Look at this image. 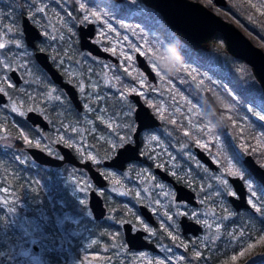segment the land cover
Wrapping results in <instances>:
<instances>
[{"label":"rangeland","instance_id":"rangeland-1","mask_svg":"<svg viewBox=\"0 0 264 264\" xmlns=\"http://www.w3.org/2000/svg\"><path fill=\"white\" fill-rule=\"evenodd\" d=\"M29 2L28 6L31 9L33 16L30 18L37 24L41 29L42 38L38 41V46L43 47V49L48 48V46L57 47L58 45L67 46V51L72 50V38L65 31H59V22L57 19L49 15L47 8H45V3L41 0H27ZM202 4L208 6L222 17L232 21L237 25L256 45L264 50V16H262L261 7L262 0H227V4L223 6H218L213 3L212 0H197ZM125 5L132 10V12L138 13L142 11L141 6L136 5L132 0H124ZM243 3V6H242ZM249 5L250 8L247 7ZM6 0H0V90L3 91L8 96V103L6 107L11 111H16L18 113L24 114L27 109H35L45 115L49 120L48 110L50 108L56 109L54 114L59 117L61 123H50L49 136L52 138L51 142H46L42 138H35L34 145L43 148L44 150L57 155V151L53 146V142L59 141L67 145L70 143L76 152L82 158H90L93 161H97L98 157L94 151L93 146L88 144L87 135L89 133H95L96 127L99 122L106 120L107 125H113L112 114H106L104 116L100 110H97V106L94 103H90L93 99L97 103L98 88L97 81H89L85 83L79 75L78 69L66 62L62 57L55 60L56 64L65 71L67 74L78 79V89L80 94L84 98L85 112L80 116L81 124L75 121H65L64 117L65 111L62 105L67 106L64 101L61 92L56 89L53 85L44 82V77L41 73H38L35 69V61L32 58V50L26 46L24 43L21 29L19 23H17V12L19 8L14 4L7 5ZM239 6V8L237 7ZM229 7V8H228ZM245 7V10H239ZM241 11V12H240ZM104 27H101L98 35L94 36V40L99 44L108 42L109 48L112 50H117L118 54L121 56L119 60V66L121 69H126L128 71L133 70L136 72L137 83L132 87L125 88L121 90L124 95L123 101L127 102V93L131 90H135L142 94L148 96V90H146V77L138 70V68L132 62L134 51H140L147 58L151 67L154 69L157 78L158 86H166V89H174L175 81L170 78L169 70L165 69L162 63L167 59V54L165 49L161 46L157 34L148 33L146 30L142 29L139 25H134L132 22L128 21H117L118 26H113L112 22L107 19L103 20ZM70 19L67 18L63 21L64 25H67V30L69 29ZM151 22L155 25L164 27L163 22L160 18H153ZM62 25V24H60ZM62 25V26H64ZM110 30L111 33H108ZM163 31L168 34V30L163 28ZM170 32V31H169ZM171 33V32H170ZM52 46V47H53ZM225 47L224 40L220 34L216 33L210 40L208 48L204 51L208 59L218 62L223 60L224 63L228 64V67L232 69L234 78L243 79L247 74V64L238 59H231L225 61V55L222 52ZM179 60V59H178ZM176 61V60H175ZM231 63V65H229ZM98 67L100 69L99 84L102 86H112L116 84V79L118 78L113 71L115 68H119L110 62L102 63L99 62ZM217 65V64H216ZM15 68L22 77V82L18 85H14L13 81L7 75L9 68ZM227 68L220 70V74L225 72ZM131 72V71H130ZM207 75V73L205 72ZM215 79V78H214ZM31 88L36 92L32 94ZM131 89V90H130ZM169 90H166L168 93ZM156 91V88L152 92ZM26 98H24V95ZM36 99L40 101V105L30 106V100ZM90 99V100H88ZM149 99V98H148ZM263 102L264 97L261 96ZM29 101V102H28ZM155 103L154 99H151ZM28 102V103H27ZM27 103V107H23L22 104ZM166 102L160 100L157 102L158 109L165 107ZM106 106V103L104 104ZM127 105V104H126ZM245 107L248 111V124L254 131L255 136L251 141L246 142L245 139L239 140L235 145V151L237 154L241 155L242 150L248 149L253 151L252 153L257 154L259 159V164L264 167V134L260 130H254V121H259L264 126V113L254 108L251 104L246 103ZM169 108V107H168ZM177 108V105H175ZM132 107H126L125 112L131 111ZM93 113V114H91ZM253 119H251V118ZM243 121V120H242ZM41 139V140H40ZM42 142L43 145H38L37 143ZM219 141V140H218ZM219 145V144H217ZM245 151V150H244ZM184 154L189 155V150L185 149ZM19 156L24 159L27 155L19 153ZM190 156H187V159ZM229 157L226 164L221 165L222 171L226 172L230 170L232 173L240 175L237 166L233 163V159ZM215 161H219L218 155L214 156ZM173 169L178 168V164L170 162ZM141 169V174L143 170ZM58 177L60 179V184L67 186L70 194L74 196L80 203L87 204V189L90 187L91 182L89 179L83 176L82 173L77 171H72L66 168L65 173L63 170H59ZM129 170L125 171L124 175L129 177ZM218 182L225 180L223 177L216 175ZM112 181L109 183L107 189V195L109 200L112 198L109 194L110 192L127 195V189L124 186V182L121 181L120 185L117 182V176L114 173H110ZM134 180V178H132ZM137 179L136 185V196L137 199H144L150 209L156 213L157 219L159 221L160 227L164 229L166 236L173 239L168 241H154L159 249V252H151L150 250L140 249L133 250L127 249L123 238L117 236L116 239L112 241H122V243L114 242L110 247L104 245L112 251L110 256H101L98 259L88 260L83 263L78 260L73 262L63 259L59 263L50 262L48 256L45 252L51 250L52 248L57 252H63L67 247L71 248L73 243L79 242L81 247H91L96 245L101 239L98 236H93L89 232L90 227H82L79 225L80 216L72 214L69 210L63 208V202L58 201V206L54 211V224L55 226L48 225V229L43 232V225L49 223V214L46 209L40 205L36 204L35 212L32 215L25 214L26 210L22 206L21 213L16 209V205L19 204V194L15 190H9L5 187L0 188L3 194H0V203L5 205L6 212L4 216L7 215L11 222L21 230L25 238L21 244H17L18 248L14 249L12 252L6 255V258L11 264H29V262H35L36 264H191V261L187 259L184 254V250L189 246L191 248V253L194 255L197 251V244L206 243L208 241H217L220 237V231L223 228V221L226 218H230L232 211L227 213H219L216 208L209 206L189 207L182 203H177L173 196V189L160 181L153 183L154 179L149 177V184L142 183L145 179ZM131 180V179H130ZM223 183V182H222ZM249 183V182H248ZM250 187V185H249ZM132 188L134 189V184L132 183ZM53 187L50 182L47 183L45 191L48 193L52 191ZM130 197V196H125ZM248 202L254 209L256 215L262 216L264 212V194H260L256 187L252 186L250 188L248 197ZM224 202H217L216 207H224ZM20 205H22L20 203ZM226 208V206H225ZM31 209V208H30ZM227 209V208H226ZM33 210V209H31ZM181 213L186 214L192 218L196 216L204 221L203 229L204 231L196 236V239H182L180 235L176 233L178 231L177 218ZM84 215H90L88 207L84 209ZM112 217L111 213H107L105 219L110 220ZM239 218V217H238ZM264 218V215H263ZM198 219V220H200ZM124 221V220H123ZM201 221V220H200ZM122 221L119 223L121 224ZM137 222L142 224L141 227L148 231V235H157L156 229L149 226L147 223L142 222L140 217H137ZM202 222V221H201ZM133 227H139L137 223L131 221ZM251 223V222H250ZM254 226V223H252ZM251 225L252 233L260 229V232L254 237H262L264 240V229L260 226L253 227ZM155 229V230H154ZM251 231H244L241 225H233L229 228L228 236L223 245L226 247H233L234 251L228 257V264H252V262L257 261L259 253L264 254V246L258 243L259 246H255L253 242L255 238H250L252 235ZM254 240V241H253ZM264 243V241H263ZM36 244L38 248L36 250L32 249V245ZM246 246L251 248L250 255L244 256L246 251ZM94 247V246H93ZM97 247H95L96 249ZM194 253V254H193ZM2 252L0 255H3ZM26 254V255H25ZM197 254V253H196ZM250 262V263H249ZM203 264V262L201 263Z\"/></svg>","mask_w":264,"mask_h":264},{"label":"flooded vegetation","instance_id":"flooded-vegetation-1","mask_svg":"<svg viewBox=\"0 0 264 264\" xmlns=\"http://www.w3.org/2000/svg\"><path fill=\"white\" fill-rule=\"evenodd\" d=\"M102 1L111 3L115 13L111 14L107 8H104L102 6L97 7L96 5H100L99 4L100 0H57L59 4L63 3L61 15L60 16L51 15L50 13L49 15H51L52 17L58 20L59 31L66 30L65 32H67L70 35L72 41L76 39L77 47L75 48V46L72 45L71 51H67V46L64 47L61 45H58L57 47H54L52 45L53 47L48 46V48L43 49V47L38 46V41L42 38V32H41V38L36 41V46L34 50L30 48L32 50V58L35 61L36 65H38V67H40V65L34 59L33 52L36 50H43L44 52L47 53L52 64L62 74L63 79L67 80L69 83L74 85L77 92V97L81 103L80 109H77L75 107L69 96L66 95L65 91L58 84L53 82L49 77V75L47 74V72L40 67L42 71H44L48 76L51 85H53L56 89H58L61 92L65 102H66L65 99H67L68 122L72 121L69 118V116L72 115L71 108L72 110L78 112L80 116L83 112H85V106L83 101L84 98L86 100V97H83L80 94V91L78 89V79L76 80V78L67 74L65 71H63L60 68L59 65L56 64L55 60L60 57H62L66 62H69L71 65L76 67V69H78L79 75L82 78V80H79L80 82L84 81L85 83H88L89 81H97L99 85L98 88L96 89L98 91V96H99V98L97 99V103L93 99L91 100L88 99V100H90V103H94V106L98 107L97 110H100V112L104 116H106V114H110V113L112 114L113 117L112 126L107 125L106 120L103 122L101 121L99 122V125L96 127L95 133H89L87 135V142L88 144H91V146H93L94 151L98 157L97 161H93L90 158H82L79 155V153L75 151L73 146L67 142V147L71 149L73 154L80 160H86V159L90 160L92 166L101 173L102 177L105 180L104 184L97 185L93 183L86 169H84L83 167L75 166L67 162V168H69L72 171H77L79 173H82L83 176L89 179V181L91 182L90 187H88L87 189V204H85L86 208L88 207L90 211L91 214L90 217L96 221L117 222L114 221L113 214L109 209H111L113 205H117L118 207L117 209L119 211L120 210L119 207L121 204L122 210H124L123 212L128 215V218L124 219V221H128L131 223V221L133 220L134 223L140 225L139 227H133L131 223L132 230L138 228L144 230L145 231L144 237L151 241H168L169 239L174 240V238H170L166 236L164 229L160 227L156 213L150 209V207L147 205L146 200L135 198L137 194L136 185H139V187L141 186L140 184L137 183L138 181L135 178L145 179L144 181H142V183L149 184V177L154 179L153 181H151L153 183H156V181H160L164 184L169 185L173 189V193L175 196V189L173 187V184L170 181L161 178V176L155 171V168H159L162 171H165L176 183H181L187 188L191 189L194 192L195 198L197 199V203L192 204L184 199L176 200L173 196L174 200L177 203H182L185 206L197 207V208L199 206H205L207 208L211 206L213 208H216V210H218L219 213H227L228 211H232V212L243 211V209L245 208L234 210L228 199L230 195H236L234 187L231 181L229 180V176H239L242 179L246 189V198L248 197L250 188L252 186L256 187L257 191L260 194H264V189L262 188L261 184L252 175V173L247 168V166L243 163V158L248 153L253 156L254 160L257 163H259L260 161L257 157V154L252 153L253 151L252 152L246 151V149H244L245 151L242 150L243 152H239L242 154L238 155L237 152L235 151V145L239 140L245 139L246 142H248L247 139L248 138L247 131L249 127L248 124L251 123H249V119L247 117L248 111L245 107V104L246 103L251 104L254 108H256L255 107L256 105L253 102H249L248 100H245L243 102L241 98L238 97L237 94L231 90L229 85V79L231 78V76L234 75L231 72L232 69L229 68L228 64L224 63L223 60L214 62L213 60L208 59L206 54H204L205 53L204 51L208 48V46L206 48L191 49L188 46H186L184 43L183 44L187 47L189 51H192L194 53L197 52L199 53L200 56L204 57L205 59L207 58L209 61L206 62L205 65H201L198 63L200 65L199 66L200 68H198L194 64L183 60L181 56H177L176 61L173 62L171 61L170 64H168L167 63L168 52L167 49L162 46L167 54V59L162 63V65L165 66V69L169 70V76L175 81V85H176L174 89L169 90L166 89V86L164 85L158 86L157 75L154 69L151 67L150 63L148 62L147 58L140 51H134L133 60H132L134 65L146 77V75L137 66L135 60V53L140 52L144 56L145 60L147 61L151 69L154 71L156 81L153 82L146 77L147 85L145 87L146 90H148L149 97H147L146 95L144 97L139 92L130 89L131 91L127 93V99H126L127 102H124L122 97L124 93L121 90L123 89V91L125 92V88L132 87L134 86V84L137 83L136 72L133 70H130L131 71L130 72L125 68L124 69L120 68L118 63L121 56L118 54L117 50H112L108 47L109 46L108 42L105 43L101 42V44H99L97 41L94 40V36L96 34L98 35L101 27L105 26V24H103V21L101 19L103 20L107 19L109 22L113 23V26H118L117 21H123V20L128 21L129 19H131L128 22L134 21L133 23L134 25H139L141 27V25H143L142 22H148L153 24L151 22L153 18H160V20L164 24V27L160 28V26L153 24L156 26V30L165 33L163 31V28H165L166 30H168V34H172L174 37L175 35L169 29L167 24L163 21L161 15L152 8L145 5L141 0H132V2L136 3V5L141 6L142 8V11L138 13L132 12V10L125 5L124 0H120V1L102 0ZM152 11L154 13L153 15H150L149 12ZM122 12L124 13L128 12L130 15L127 17L129 18L127 19L119 16V14ZM22 14H27V13H22ZM67 18L70 19V22L68 24L69 26L68 30H67V25L63 24V21ZM88 22L93 23L92 40L98 43L103 50L115 56L116 57L115 61H113L109 57L95 55L91 53L88 49L81 48L79 46L78 26L80 24H86ZM19 25H20V19H19ZM35 25L37 26V24ZM107 31L108 33H111L110 30ZM178 48L181 49L180 46H178ZM222 52L225 55V61H227V59L228 60L237 59L229 55L226 52L225 47ZM101 61L102 63L110 62L113 65L119 67L113 70L116 76L118 77L116 79V84L109 87L106 86L105 88L102 86V83L99 84L100 83L99 80L101 79L99 77L100 69L97 64ZM229 65H231V63ZM224 67L227 69L224 70L225 72H222L220 74V70L223 69ZM11 68L8 69V72ZM212 68L217 69L218 72L212 71ZM246 68L248 69L249 67ZM37 72L40 73L39 71ZM205 72L207 73V75L205 74ZM7 75L12 80L9 73H7ZM234 79L239 81L240 85L246 86L248 82V70H247V74L245 75V78L243 79L234 78ZM20 83L17 84L14 83V85H18ZM154 88H156V91L152 92ZM31 90H32V94L36 93L32 88ZM166 90H169L168 93L166 92ZM131 93L139 94L143 103H145L149 107L151 113L157 119L158 122L149 124L141 128L140 131L137 133V145H138L137 150H138L139 158L127 160L122 168L116 166H110L105 164L104 162L106 160H109L113 155H115L118 148L124 146L125 144L133 145L135 144L136 141L134 136L137 127V120L135 118L136 102L133 100V98H131L130 96ZM206 93H208L211 96L215 105H213L212 102L208 99ZM5 95L7 97V101L5 103H0V106H6V104L8 103V96L7 94ZM22 95H24V92ZM24 98H26L25 95ZM151 99H154L155 103H153ZM160 100H164L166 104L165 107L158 109L159 105H157V102H159ZM35 102L40 103V101L37 99L35 101V97H34V100L32 99L30 100L29 105L33 107L37 106L38 104L35 105L34 104ZM27 103L22 104V106L27 107L26 106ZM105 103L106 106L104 105ZM175 105H177V108H175ZM130 106L132 107L131 111L125 112V108ZM28 110L31 109H27L24 114L18 113L16 111H11V110L9 111L11 113H15L25 118V114ZM54 111H56V109L50 108L49 110L50 115L57 117L54 114ZM48 122L49 124L51 123L50 119L48 120ZM60 123L61 122H59V124ZM32 126L42 128L38 125L35 126L32 125ZM256 128L257 130H259L258 127L254 126V129ZM55 142H53V146ZM185 149L189 150V155L184 154ZM57 153H58L57 155H59L58 151ZM199 153L200 155H206L209 161H211L213 164L211 165L209 164V162L201 158ZM26 155L29 156L27 151H26ZM215 155H218L219 161H215L214 159ZM187 156H190V158L187 159ZM229 157L233 159L232 161L235 164V166H237L238 171H240V175L236 174L235 172L232 173L230 170H228L227 172L225 170L222 171L221 173V165H223L224 163L226 164V161L227 159L229 160ZM170 162L178 164V168L174 170ZM140 168H142L143 174H141ZM127 170H129L128 175L131 180L124 175L125 171ZM110 173H114L117 176L118 179L117 182L119 185L121 181L124 182V186L128 190L127 191L128 193H126L127 195H120L115 193V191H113V193L112 192L109 193L111 195L110 198H112L111 200H109V196L107 195V189L109 187V183L112 181V178L110 177ZM216 175L225 178V180L221 179L223 183L218 182L220 179H218ZM132 178H134V180ZM132 183L134 184L135 187L134 189L132 188ZM91 189L96 191L98 195L102 198V202L105 207V213L99 219H95L93 217V214L88 206L89 192ZM67 193L71 195L68 189H67ZM125 196H130V197H125ZM217 202H224L223 204L226 206L227 209L225 208V206L222 208L216 207ZM140 204H144L151 211L153 220H149L141 213L139 208ZM248 210L254 213L253 211L254 209L252 207L251 209L249 208ZM260 211L264 212L263 210ZM107 213L109 214L111 213L112 215L110 220L105 219ZM181 215H186V214L181 213L177 218L178 231H176V233L180 235L182 239H191V240L196 239V236H198L204 231L203 229V226L205 225L204 221L198 218L197 216L195 218H192L186 215L187 218L200 223L201 230L198 231L197 234H192L189 232L184 233L179 223ZM263 215L262 216L259 215V216L263 218ZM137 217H140L142 222H145L149 226L155 228L157 235L154 236L155 234L154 233V234H150L149 236L148 231L143 229L141 227L142 224H139L137 222ZM231 218L232 215L230 216V218H226L223 221L224 226L220 231V237L219 240L217 241L220 240L226 241V237L229 235L228 234L229 228L231 227V225L229 224ZM198 219H200L202 222ZM124 221L122 220L121 224L119 223L121 226V234L123 240H124V235H123L122 223ZM258 231L260 232V229H258ZM109 238H110L109 240L112 241L117 237H114L112 236V234H109ZM209 242H214V241H208V243ZM208 243H201V244L205 246ZM201 244H197L196 247L197 254H198V248L199 246H201ZM225 248L229 249L230 247L225 246ZM257 262L259 264H264V254L259 253ZM195 263L200 264L202 263V261L198 260Z\"/></svg>","mask_w":264,"mask_h":264},{"label":"trees","instance_id":"trees-1","mask_svg":"<svg viewBox=\"0 0 264 264\" xmlns=\"http://www.w3.org/2000/svg\"><path fill=\"white\" fill-rule=\"evenodd\" d=\"M7 5L14 4L19 8L17 12V23H19V19L22 13H27L29 17L33 16L31 9L29 8V2L27 0H6ZM45 3L48 12L51 15H61L63 3L59 4L57 0H41ZM100 5H96L97 7L102 6L107 8L111 14H114V8L111 3L103 2L100 0ZM7 5H3V7H7ZM89 5V3H88ZM247 5V4H246ZM243 6V3H242ZM239 8V6H237ZM248 8L249 5H247ZM229 8V7H228ZM262 16H264V0H262L261 7ZM239 10H245V7L240 8ZM240 11V12H241ZM150 15H153V11L149 12ZM130 14L128 12H122L119 16L123 18H129ZM131 20V19H129ZM128 20V21H129ZM134 23V21H130ZM142 29L146 30L149 34L155 33L157 34V38L161 46L167 49L168 52V64L170 62L175 61L177 56H181V58L189 63L194 64L196 67L200 68L199 64L205 65L209 60L199 55L197 52H192L187 49V47L181 43L176 37L172 34H165L163 32L157 31L156 26L148 23L142 22ZM20 26V25H19ZM72 45L77 47L76 39L72 41ZM181 47V49L178 48ZM185 46V47H184ZM183 52V53H182ZM197 65H196V64ZM199 63V64H198ZM204 63V64H202ZM35 69L41 73L44 77V82L51 84L48 76L38 65L35 64ZM248 82L247 85H240V82L234 79L233 76L229 79V85L231 90L237 94L238 97L244 102L248 100L249 102H253L258 110L264 113V100L262 102L261 96H263L261 89L259 88L258 83L252 76L250 69L248 68ZM212 71L218 72L217 69L212 68ZM264 97V96H263ZM66 103H67V99ZM35 105L39 103L35 102ZM64 108L65 114L63 120L67 121V106L62 105ZM72 115L69 118L72 121L81 124L80 114L75 110H72ZM48 117L50 118L51 123H59V117H54L50 115L48 110ZM251 118V117H250ZM252 119V118H251ZM253 120V119H252ZM259 128L264 134V126L259 121H254V125ZM250 127V126H249ZM248 127V141H251L254 136V131ZM255 131L257 130L254 129ZM48 129H42L39 127H33L28 123L23 116L17 115L15 113H11L6 106H0V188L5 187L9 190H15L19 194V202L22 204L16 205V209L19 213H21L22 206H24L27 215L34 214V210L36 208V204L42 206L46 209V212L49 214V223L43 225V232L48 229V225L55 226L54 224V211L58 206V201H62L63 208L69 210L72 214L79 215V225L86 228H89V232L93 236H98L103 241H98L96 245H92L91 247H81L79 242L76 241L75 244L71 246V248L67 247L63 250V252H57L53 248L49 251H46L45 254L48 256L50 262L59 263L63 259H67V261L73 262L74 260H78L83 263L85 261L98 259L101 256H110L112 251L104 248L108 246L110 247L114 242L122 243V241H110L109 234L122 238L121 234V226L119 224L120 221L127 219L128 215L124 213L122 210V205L120 204V210L118 211L117 205H113L111 209V213L113 214L114 221L117 222H106V221H96L90 217V215H84L83 211L86 208V205L80 203L75 197L69 195L67 193V186H63L60 184V179L58 177V171L65 170L67 168V164L61 165L59 167L45 166L35 163L31 160V158L27 155L24 159L19 156V153L26 154L24 147L26 145H34V139L39 137L46 142H51L52 138L48 135ZM41 140V139H40ZM38 145H43L40 141L37 143ZM229 149V147H228ZM246 151H249L246 149ZM50 182L53 189L50 193L45 191V187L47 183ZM0 194L3 192L0 191ZM33 210H31V209ZM5 205L0 203V254L3 252V255H0V264H11L9 260L6 258L10 252H12L13 247L17 249V244H21L25 238L24 234L21 230L11 222L8 218L4 216ZM7 213V212H6ZM232 218L230 221L231 227L233 225H241L243 230L248 232L251 231V225L254 223L253 227L260 226L264 229V219L259 215H256L252 211L248 209H243V211H234L231 213ZM239 217V218H238ZM251 222V223H250ZM55 229L57 227L55 226ZM114 233V234H113ZM259 231L255 230V232L250 235V238H255ZM262 237L258 236L253 241L254 247L259 246L258 243H261L264 246ZM224 241H214V242H206L210 245L199 246L198 254L196 253L192 255L191 248L186 247L184 250V254L187 256V259L191 261V264H196L195 262L200 260L203 264H225L228 263V257L233 253L234 245L231 249H226L225 246L222 245ZM94 246V247H93ZM210 246V247H208ZM95 247H97L95 249ZM246 251L244 256L250 255L251 248L246 246ZM250 263V262H249ZM201 264V263H200ZM248 264V263H247ZM252 264H259L257 261L252 262Z\"/></svg>","mask_w":264,"mask_h":264},{"label":"water","instance_id":"water-1","mask_svg":"<svg viewBox=\"0 0 264 264\" xmlns=\"http://www.w3.org/2000/svg\"><path fill=\"white\" fill-rule=\"evenodd\" d=\"M120 1V0H115ZM145 5L155 10L161 15L163 21L167 24L169 29L182 43L191 49L206 48L211 38L216 34H220L224 40L226 52L234 58H237L245 62L250 71L258 83L261 92L264 96V50L256 45L237 25L232 21L222 17L220 14L202 4L197 0H141ZM215 5L225 6L227 0H212ZM20 28L24 43L27 47L34 50L36 41L41 38L40 29L33 23L27 14L20 16ZM79 38L78 43L81 48L88 49L91 53L109 57L113 61L116 57L109 52L103 50L98 43L92 40L93 37V23L88 22L86 24H80L78 26ZM34 59L44 69L51 80L58 84L69 96L73 104L77 109L81 108V103L77 97V92L71 83L63 79L62 74L52 64L48 55L43 50H36L33 52ZM135 60L139 69L146 75V77L155 82L156 77L154 71L151 69L144 56L140 52L135 53ZM9 75L14 83L21 82V76L17 70L11 68ZM208 99L214 102L211 96L206 93ZM131 98L136 102L135 118L137 120V127L134 133L135 144L118 148L115 155L104 163L110 166H116L122 168L125 162L129 159L139 158L138 145H137V133L141 128L157 123V119L151 113L149 107L143 103L138 93H131ZM7 97L3 91L0 90V103H5ZM25 120L31 125H38L42 128H49L50 124L48 120L38 111L28 110L25 114ZM54 147L59 152V155H54L43 148L36 145H26L25 150L31 157V159L45 166L59 167L63 164L71 163L75 166L83 167L87 170L93 183L102 185L105 183L101 173L96 170L90 160L78 159L71 149L66 144L56 141ZM200 155V153H199ZM209 164H213L209 161L206 155H200ZM243 163L250 170L255 179L261 184L264 189V167L257 163L251 154H246L243 158ZM155 171L161 176V178L170 181L175 189L176 200L184 199L189 203L196 204L194 192L184 186L181 183H176L165 171L159 168H155ZM236 195H230L228 197L234 210L241 208L251 209V205L246 198V189L242 179L239 176H229ZM88 206L95 219L101 218L105 213V207L102 202V198L94 190H90L88 198ZM141 213L149 220L152 219L151 211L144 205H139ZM179 223L184 233L197 234L201 230L200 223L187 218L186 215H181ZM124 242L127 249L140 250L146 249L152 252H159V249L154 241L148 240L144 237L145 231L142 229L132 230L131 223L124 221L122 223ZM38 246L32 245V249L36 250ZM29 264H36L35 262H29Z\"/></svg>","mask_w":264,"mask_h":264},{"label":"snow or ice","instance_id":"snow-or-ice-1","mask_svg":"<svg viewBox=\"0 0 264 264\" xmlns=\"http://www.w3.org/2000/svg\"><path fill=\"white\" fill-rule=\"evenodd\" d=\"M26 255V254H25Z\"/></svg>","mask_w":264,"mask_h":264}]
</instances>
